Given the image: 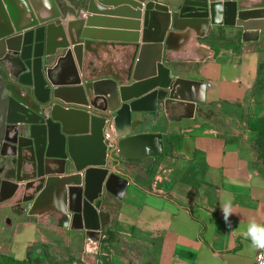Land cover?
Here are the masks:
<instances>
[{
  "label": "crops",
  "instance_id": "crops-1",
  "mask_svg": "<svg viewBox=\"0 0 264 264\" xmlns=\"http://www.w3.org/2000/svg\"><path fill=\"white\" fill-rule=\"evenodd\" d=\"M26 3L38 19L32 0ZM9 5L22 11L20 25L29 21L23 3L11 0ZM145 13L144 4L95 0L89 10L80 11L77 24L69 26L71 19L61 16L59 22L54 18L6 37L7 53L28 57L34 30L39 34L41 25L48 26L42 57L48 84L38 99L53 97L65 106L86 108L92 119L88 134L69 138V162L53 160L49 175L97 169L105 196L81 228L71 224L73 213L58 209L53 192L38 214L21 218L1 202L0 264H33L35 245L42 247L45 264H253L257 249L241 232L253 217L264 223V163L256 155L257 131L248 124L244 134L236 125L221 128L205 113L214 118L217 111H227V124L236 112L241 116L251 108L252 87L264 67V29L236 23L210 25L205 31L176 28L164 63L172 75L164 108L141 131L160 135L161 144L157 137L154 143L136 142L124 148V156L113 141L109 146L105 127L107 116L113 119L122 103L119 87L131 83L128 71L137 44L143 43ZM238 37L242 42L236 47ZM222 53L228 58L220 59ZM22 81L31 83L25 77ZM111 130L116 136L113 122ZM246 136L252 143L242 139ZM226 200L233 205L230 227L221 209ZM66 214L68 226L62 227L58 223ZM6 216L13 221L7 228Z\"/></svg>",
  "mask_w": 264,
  "mask_h": 264
},
{
  "label": "water",
  "instance_id": "water-1",
  "mask_svg": "<svg viewBox=\"0 0 264 264\" xmlns=\"http://www.w3.org/2000/svg\"><path fill=\"white\" fill-rule=\"evenodd\" d=\"M44 7H32L38 19L29 12V21L20 25L22 11L10 6L11 0H0V71L4 70L10 79L5 85L0 111V203H6L10 212L21 218L24 214H38L39 206L50 192L56 196L60 210L73 213L72 225L81 228L90 220L93 207L98 209L105 191L98 185L102 178L98 170L87 168L83 174L66 176L49 175L54 172L55 160H70L68 142L76 135L88 134L92 129L90 111L86 108L65 106L53 97L42 98L46 94L47 81L43 72L45 50V24L34 30V39L28 57L7 53L6 37L22 29L32 27L47 20L64 17L75 20L80 10H89L95 0H89L86 7L77 5L66 9L58 0H41ZM40 1V2H41ZM64 1V0H63ZM141 8L144 4V39L137 44L128 71L130 84L119 87L121 105L113 119L108 117L106 133L114 142L120 155H126L125 147L140 141L161 144V136L143 133L152 120L159 118L164 108L166 90L171 86L172 75L167 62V46L171 33L176 28H197L205 31L210 25L239 24L245 28L264 29V0H126ZM162 4V5H160ZM6 6L8 16L5 13ZM73 8V6H70ZM21 8V7H20ZM43 14V15H40ZM161 17V18H160ZM20 19V20H19ZM254 23H262L254 26ZM78 30L75 29V34ZM26 51V50H25ZM167 79L163 81V75ZM24 77L31 83H23ZM114 123L116 136L111 130ZM122 139H117V138ZM44 140L43 151L38 152L39 140ZM162 153V152H160ZM134 158H140L135 156ZM54 160V161H53ZM69 163H67L68 166ZM80 167L78 170H80ZM65 166L61 171L64 172ZM98 173V174H97ZM105 173H107L105 171ZM37 176H47L36 182H26ZM70 214L58 223L68 226ZM80 219L76 224L75 219ZM7 228L12 225V217H4ZM87 228V227H86ZM90 228V227H89ZM88 232V231H87ZM33 264H45V255L40 245H35Z\"/></svg>",
  "mask_w": 264,
  "mask_h": 264
},
{
  "label": "rangeland",
  "instance_id": "rangeland-1",
  "mask_svg": "<svg viewBox=\"0 0 264 264\" xmlns=\"http://www.w3.org/2000/svg\"><path fill=\"white\" fill-rule=\"evenodd\" d=\"M234 44L236 43V47L241 44L242 41H240L239 37L234 40ZM238 43V44H237ZM219 48H225L226 45L224 43H219ZM225 53V52H224ZM222 53V55L219 57L220 59H225L228 58L225 56V54ZM229 56V55H228ZM1 72V71H0ZM2 73V72H1ZM1 75V74H0ZM255 84L252 87V93L254 95V99L252 101L251 108L248 110L247 113H244L243 115L240 116L238 112H236V115L233 117L231 122H228L227 124L225 123V115L227 113L221 110V112L217 111V115L212 117H208V114L210 113H205V119L212 120L214 123H216L218 126L224 127L225 125H236L237 128L240 130H243V134L245 133L244 128L247 126V124L250 126L256 125V120L258 119H263L264 118V67L262 70L259 72L255 79ZM223 114V116L221 115ZM231 115L233 113H230ZM229 121V120H228ZM246 125V126H245ZM243 140L252 143L253 139L249 136H246V138H242ZM255 149V145H251Z\"/></svg>",
  "mask_w": 264,
  "mask_h": 264
},
{
  "label": "clouds",
  "instance_id": "clouds-1",
  "mask_svg": "<svg viewBox=\"0 0 264 264\" xmlns=\"http://www.w3.org/2000/svg\"><path fill=\"white\" fill-rule=\"evenodd\" d=\"M221 209L224 215L225 222L230 225L229 217L234 214L233 205L230 200H226ZM241 235L251 242L254 249L264 250V223L258 222L256 218H251L246 228L241 232Z\"/></svg>",
  "mask_w": 264,
  "mask_h": 264
},
{
  "label": "flooded vegetation",
  "instance_id": "flooded-vegetation-1",
  "mask_svg": "<svg viewBox=\"0 0 264 264\" xmlns=\"http://www.w3.org/2000/svg\"><path fill=\"white\" fill-rule=\"evenodd\" d=\"M88 1L89 0H64V1L58 0L56 2L62 3V5L66 9L73 10L74 8L77 7V5H80L81 7L85 8ZM70 6H73V8ZM80 11H82V10H80ZM1 72H0V74H1L0 75V102H3L2 95H3V92L5 90V85L8 84L7 81H10V79L8 77V74L4 70H1ZM0 111H1V105H0Z\"/></svg>",
  "mask_w": 264,
  "mask_h": 264
},
{
  "label": "trees",
  "instance_id": "trees-1",
  "mask_svg": "<svg viewBox=\"0 0 264 264\" xmlns=\"http://www.w3.org/2000/svg\"><path fill=\"white\" fill-rule=\"evenodd\" d=\"M262 68L260 69V71ZM254 129L257 131V135L255 137V144L257 149V157L261 159L264 163V118L257 119L256 125H254Z\"/></svg>",
  "mask_w": 264,
  "mask_h": 264
},
{
  "label": "built area",
  "instance_id": "built-area-1",
  "mask_svg": "<svg viewBox=\"0 0 264 264\" xmlns=\"http://www.w3.org/2000/svg\"><path fill=\"white\" fill-rule=\"evenodd\" d=\"M105 137L108 140L109 146L111 147L113 145L112 139L107 133H105ZM253 264H264V250H260V249L256 250L255 255H254Z\"/></svg>",
  "mask_w": 264,
  "mask_h": 264
},
{
  "label": "bare ground",
  "instance_id": "bare-ground-1",
  "mask_svg": "<svg viewBox=\"0 0 264 264\" xmlns=\"http://www.w3.org/2000/svg\"><path fill=\"white\" fill-rule=\"evenodd\" d=\"M39 6L44 7L45 5H44V3L41 1V2H39ZM185 36L188 37V36H189V32H188L187 34H185L184 37H185Z\"/></svg>",
  "mask_w": 264,
  "mask_h": 264
}]
</instances>
